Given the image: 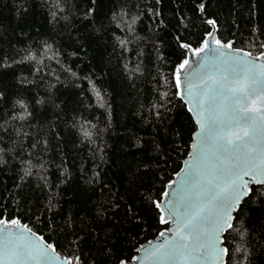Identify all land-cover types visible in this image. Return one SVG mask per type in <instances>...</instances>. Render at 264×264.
I'll list each match as a JSON object with an SVG mask.
<instances>
[{"label":"trees","instance_id":"1","mask_svg":"<svg viewBox=\"0 0 264 264\" xmlns=\"http://www.w3.org/2000/svg\"><path fill=\"white\" fill-rule=\"evenodd\" d=\"M209 20L264 51V0H0V219L81 264L129 260L165 228L156 203L196 128L174 74ZM252 189L226 264H264Z\"/></svg>","mask_w":264,"mask_h":264},{"label":"snow or ice","instance_id":"2","mask_svg":"<svg viewBox=\"0 0 264 264\" xmlns=\"http://www.w3.org/2000/svg\"><path fill=\"white\" fill-rule=\"evenodd\" d=\"M208 23L214 24V21L209 20ZM202 43L203 47L194 49L189 44L181 46L191 49L199 56L209 48L207 40ZM215 44L220 48H232L231 43L223 44L220 40H215ZM244 55L251 56V53ZM256 59H264V52ZM189 63L185 59L174 74L175 84L182 98L181 72ZM209 66L216 71H210ZM191 76L189 85L196 89L195 102L200 116L197 121L200 125L199 142L194 147L210 149L215 160L209 173L210 178L201 193L211 194L206 203H198L195 195L178 193V198L171 207V215L177 224L175 238L178 239L174 242L166 241L154 250L145 252V259L156 261L157 264L161 261L187 260L190 251L188 241L193 242L191 251L200 252L205 259L224 264L223 257L228 255L229 249L219 247L223 243L221 234L234 228L232 213L244 197L252 194L253 189L249 187V183L264 185V65L258 66L243 57L225 60L219 65L207 61L204 65L198 63ZM193 159L197 161V157ZM189 168L199 184L202 175L199 163L191 164ZM244 176H249L251 180H244ZM163 195L167 197L168 193ZM156 207L163 212L159 202ZM8 223L9 221L0 219V224ZM10 223L19 226L20 222L11 220ZM160 223L167 225L170 220L161 215ZM27 231L31 232V229ZM159 236L164 237L165 232L161 231ZM20 239L22 237L11 233L0 235V264H6L10 260L38 258L45 264H51L53 260L59 259L48 251H56L52 244H48L46 248H20L18 244L9 247L14 240ZM135 259L139 260L140 257ZM64 264H81V260L79 256L65 257ZM120 264H128V261L122 260Z\"/></svg>","mask_w":264,"mask_h":264},{"label":"water","instance_id":"3","mask_svg":"<svg viewBox=\"0 0 264 264\" xmlns=\"http://www.w3.org/2000/svg\"><path fill=\"white\" fill-rule=\"evenodd\" d=\"M212 28L211 30L206 34V37L204 40L208 41L209 48L205 52H201L199 56H197L191 49H186L187 54L186 58L190 61L188 67H186L181 72V87L183 88V98L181 95L179 96L185 101L187 104L188 109H191V114L194 118L196 128L193 132L192 140L190 149L184 158L181 167L179 170L174 174L173 178L167 182L165 192L168 193V196L165 197L162 194V197L160 201L161 208L163 209V212H161V215H164L167 219L170 220V223L167 224L165 228H163L161 231L165 232V236L161 237L159 236V232L155 237L143 242L139 245L137 253L128 261V264H157L156 261H150L145 259V252L154 250L157 246L164 244L166 241H173L175 239V231L177 228V224L175 220L173 219L171 215V207L173 205V202L177 200L178 193H183L186 195H195L198 197V203H206L208 197L211 193L204 192L201 193V189L205 187L207 183V179L210 178V171L212 169V166L215 163V160L211 154V150L204 148L200 149L197 147H194L198 144V133H200V125L197 123V121L200 119V116L197 114V104H196V89L194 86L189 85V81L192 79L191 73L193 69H196L198 66V63L200 65H204L207 61H212L213 63L219 65L222 61L230 60L232 58H240L243 57L247 61H252L256 65H264V59H256V57L260 56L261 51L259 53H252L251 51L236 47L232 45V48H220L218 45L215 44V40H220L217 34V27L214 24H211ZM211 33V36L209 35ZM214 38V39H213ZM221 41V40H220ZM223 44H227L230 42L227 41H221ZM200 47H203L200 46ZM200 47H193L191 45V48H200ZM245 53H251V56H245ZM180 65V64H179ZM179 65L177 66L175 73L177 69L179 68ZM209 70L212 72H215L216 69L209 66ZM210 83V82H209ZM191 91V94H190ZM239 143V142H237ZM194 157H197V161H194ZM199 163V167L202 169V175L200 176V183L197 184L196 178L192 175V170L189 168V165ZM244 180L250 181L251 178L249 176H244ZM175 181V183H173ZM253 185H257L255 183H249V187H253ZM247 197V196H246ZM244 197V199L246 198ZM241 201L239 207L241 206ZM239 207L232 213L233 218H235V214L238 211ZM5 220V219H3ZM18 220V219H13ZM9 221L7 225L0 224V235L4 233H11L15 234L17 237H22L19 241L14 240L12 244L9 245L10 248L16 246L17 244L20 246V248H24L27 246H36L40 248H46L48 244H51L48 242L40 233L36 232L32 228H30L26 223L21 222L18 220L19 226L13 225ZM234 222V219L232 220V223ZM26 226V227H25ZM27 229H31V232H28ZM187 233V230H185V234ZM226 231L221 234V239L223 240V243L219 246L221 248H225L224 245V235ZM41 237H43V240H41ZM2 243V241H0ZM189 244V258L187 260H179L175 262H169V261H161L159 264H220L219 261H213L211 259H205L203 257V254L200 252H194L191 251L193 248V242L188 241ZM53 245V244H52ZM54 246V245H53ZM55 247V246H54ZM227 248V247H226ZM56 249V248H55ZM49 253L53 256H58L59 259L53 260L51 264H64V258L68 257L67 255L61 254L59 251H55L54 253L51 251V249H48ZM135 257H140L139 260L135 259ZM227 256L223 257L224 264H226ZM6 264H45V262L40 261L39 258L37 260H24V261H17V260H10L6 261ZM120 264V263H119Z\"/></svg>","mask_w":264,"mask_h":264}]
</instances>
